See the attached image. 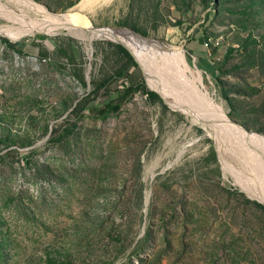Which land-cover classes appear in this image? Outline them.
Segmentation results:
<instances>
[{"label":"rangeland","instance_id":"rangeland-1","mask_svg":"<svg viewBox=\"0 0 264 264\" xmlns=\"http://www.w3.org/2000/svg\"><path fill=\"white\" fill-rule=\"evenodd\" d=\"M33 1L64 14L81 0ZM215 1L216 14L201 0H108L83 14L96 30L180 51L177 72H199L226 116L210 44L220 56L250 33L261 47L236 62L262 91L227 117L261 133L263 121L245 112L264 102V0ZM21 10L0 0V26L21 28ZM69 32L0 34V136L11 138L0 145V264H264V210L246 202H257L242 188L253 178L228 143L220 154L209 130L164 99L173 86L150 53L138 64L109 37ZM128 86L137 91L119 114L98 117Z\"/></svg>","mask_w":264,"mask_h":264},{"label":"bare ground","instance_id":"bare-ground-1","mask_svg":"<svg viewBox=\"0 0 264 264\" xmlns=\"http://www.w3.org/2000/svg\"><path fill=\"white\" fill-rule=\"evenodd\" d=\"M13 1L22 8L21 13H14L21 28L0 26V34L4 36L19 38L32 29H39L45 34H55L70 28L69 33L82 41L96 36L98 38L109 37L114 42H122L137 59L140 57L146 59L145 57L149 55L147 52L150 53L155 62L159 63V69L164 70L170 77L169 81L165 82L173 86L174 97L163 96L164 99L172 105L177 103L178 108L191 119L192 123L196 125L200 123L203 129L209 130L210 136L217 143L220 154H222L221 150L225 147V143H228L229 152L237 164L253 178L250 188H244V186L243 190L248 197L264 206V136L247 132L242 127L231 123L220 106L202 89L205 80L199 72H192L185 63L181 73L177 72L176 67L181 61L183 62L180 51L141 38L128 30L119 33L113 29H94L83 11H94L96 7L105 4L108 0H81L74 10L64 14H52L33 0ZM29 12L34 14L33 18L29 17ZM83 28L92 32V36L89 37L88 32ZM221 161L226 163L223 156Z\"/></svg>","mask_w":264,"mask_h":264},{"label":"trees","instance_id":"trees-1","mask_svg":"<svg viewBox=\"0 0 264 264\" xmlns=\"http://www.w3.org/2000/svg\"><path fill=\"white\" fill-rule=\"evenodd\" d=\"M201 1L207 3L208 5L212 3L213 13L214 14L219 13L218 5L220 4V2L215 1V0H212L211 2L210 1L207 2V0H201ZM260 2H263V0H260ZM243 26H244L245 31L248 30L245 25ZM4 43L9 48L12 49L13 46L9 42L4 41ZM206 44L208 45L207 42ZM257 47H261V44L258 42V40L253 38L250 35V33L247 34V36L245 37H239L237 39L235 46L226 48L225 52L220 56H218V52H219L218 45H214L212 43L210 44V49H211L210 56L213 59L212 60L213 69L216 74L215 82L217 86L219 87L221 97L224 99L225 103L227 104L229 108V112H227V116H229L230 118L237 117L235 116L234 112L236 111L235 104L241 105V102L237 101L239 98L249 99L262 91L261 88L250 87L247 85V83H245V80L243 79V76H242V73H243L242 64L236 62L237 57L246 56L249 53V51L254 50ZM117 48L123 53H126L125 49L121 45H118ZM132 63L133 65H136L134 61ZM256 67H259V64H256ZM261 67H262L261 71L264 73V62L262 63ZM230 79L238 80L241 82V84L245 86L230 84L229 82ZM135 91H137V88L135 86H128L127 90L119 94V96L116 98L114 102H110L108 104H105L104 106L96 108L95 111H96L97 116L103 119L109 116H116L117 114H119L121 110V101L125 97V95L134 93ZM143 92L148 97H151L155 99L156 101L157 100L160 101V98L158 97L156 93L148 91V90H144ZM245 113L254 117L255 122H257L258 120L263 121L257 128H255V130L257 132L264 133V102L260 105V107L252 106L251 108H248V110H246ZM241 125L246 130L250 129L247 123L242 122ZM10 140L11 138L9 136H7L6 134H3L2 136H0V145H6V146L9 145L11 143ZM211 152L214 154V151L212 149H211ZM246 202L254 205L255 207H258L264 210L262 205H260L259 203L255 201H250L249 199H246Z\"/></svg>","mask_w":264,"mask_h":264},{"label":"water","instance_id":"water-1","mask_svg":"<svg viewBox=\"0 0 264 264\" xmlns=\"http://www.w3.org/2000/svg\"><path fill=\"white\" fill-rule=\"evenodd\" d=\"M39 4V3H38ZM41 5V4H40ZM43 6V5H42ZM45 7V6H44ZM46 8V7H45ZM51 13V12H50ZM53 14H57V13H53ZM99 29H109V28H99ZM114 31H116V32H122L123 30H114ZM134 34H136L135 32H134ZM149 40V39H148ZM117 43H119L120 45H122L125 49H127L128 51H129V49L125 46V44L124 43H122V42H117ZM130 52V51H129ZM134 59H135V57H134ZM135 61H136V63H138L137 62V60L135 59ZM139 64V63H138ZM158 93V92H157ZM163 101H164V103L165 104H168L164 99H163ZM229 120H230V122L231 123H233V124H235V125H237V126H240V127H242L238 122H236V121H234V120H232V119H230L229 118ZM243 128V127H242ZM244 129V128H243ZM245 131H247L246 129H244ZM247 132H250V131H247ZM253 133H256V132H253ZM258 134H261V133H258ZM264 135V134H263Z\"/></svg>","mask_w":264,"mask_h":264}]
</instances>
